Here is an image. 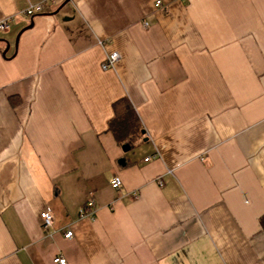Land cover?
Instances as JSON below:
<instances>
[{
	"label": "crops",
	"instance_id": "1",
	"mask_svg": "<svg viewBox=\"0 0 264 264\" xmlns=\"http://www.w3.org/2000/svg\"><path fill=\"white\" fill-rule=\"evenodd\" d=\"M42 1L0 0V264H264V0Z\"/></svg>",
	"mask_w": 264,
	"mask_h": 264
},
{
	"label": "built area",
	"instance_id": "2",
	"mask_svg": "<svg viewBox=\"0 0 264 264\" xmlns=\"http://www.w3.org/2000/svg\"><path fill=\"white\" fill-rule=\"evenodd\" d=\"M49 1L54 2V0H44L40 3L37 4H30L29 7L22 13L27 17H35L36 15H38L39 13H41L47 3ZM162 6V2L158 1L157 2V7ZM16 15L15 16H10L7 18H4L3 20L0 21V32H5L8 30V28L10 27V24L14 21ZM120 56L117 52L108 54L106 57V61L103 63V70H109V69H114L116 63L119 61ZM149 159H147L146 161H148ZM123 182L122 179L119 176H116L112 179L111 181V187L115 190H118L121 188ZM93 207V202H88L86 207L81 211V214L83 217L87 218V217H92L93 213H91L90 209ZM41 219L43 221V226L44 228H51L54 225V215L52 214V212L50 211H46L44 213L41 214ZM66 238H72L73 237V233L72 232H68L65 235ZM55 264H69L67 259L59 256L54 260Z\"/></svg>",
	"mask_w": 264,
	"mask_h": 264
},
{
	"label": "trees",
	"instance_id": "3",
	"mask_svg": "<svg viewBox=\"0 0 264 264\" xmlns=\"http://www.w3.org/2000/svg\"><path fill=\"white\" fill-rule=\"evenodd\" d=\"M110 130L120 144L134 142L141 137L142 128L134 110L127 111L110 123ZM264 225V218L261 220Z\"/></svg>",
	"mask_w": 264,
	"mask_h": 264
},
{
	"label": "water",
	"instance_id": "4",
	"mask_svg": "<svg viewBox=\"0 0 264 264\" xmlns=\"http://www.w3.org/2000/svg\"><path fill=\"white\" fill-rule=\"evenodd\" d=\"M142 133L145 134L144 131ZM129 149H130V146L128 144L123 146L124 151H128Z\"/></svg>",
	"mask_w": 264,
	"mask_h": 264
}]
</instances>
